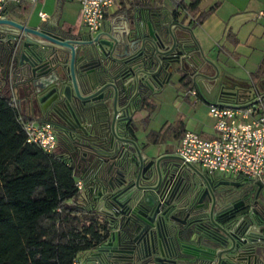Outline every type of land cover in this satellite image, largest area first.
I'll use <instances>...</instances> for the list:
<instances>
[{
    "label": "water",
    "instance_id": "obj_1",
    "mask_svg": "<svg viewBox=\"0 0 264 264\" xmlns=\"http://www.w3.org/2000/svg\"><path fill=\"white\" fill-rule=\"evenodd\" d=\"M180 13L176 9L139 13L118 35L103 28L92 36L62 33L52 27L49 19L28 25L4 11L0 17V43L5 46L8 71L29 83L42 107L69 116L71 144L81 150L82 158L90 154L94 164L92 156L99 161L101 150H120L121 161L116 162L115 155H111L114 160L102 171L112 174L110 178L115 176L116 182L107 188L108 203L119 220L123 250H129L125 249L129 241L133 243L129 250L135 254L133 264H264V246L261 250L254 244L244 245L229 217L222 222L215 219L230 210V189L211 187L210 177L175 153L149 155L134 137L124 134L125 124L116 126L117 120L129 117L139 87L167 83L172 72L180 69L207 101L224 103L229 97L256 91L254 85L235 79L230 82L228 75L220 73L203 51L193 26L184 23ZM90 64H96L95 68L86 69ZM207 65H212L214 71H206ZM235 85L244 87L247 93L233 89ZM78 118L89 119L90 129L83 128ZM76 126L84 130L75 132ZM177 164L201 176L205 186L202 197H206L207 204L201 211L208 210L211 226L202 221L195 227L177 228L170 220L168 211L175 201L161 202V191L170 168ZM256 183L262 186L260 181ZM163 203L167 206L161 209ZM134 230L142 233L139 239L138 235L131 236ZM250 236L249 241H253Z\"/></svg>",
    "mask_w": 264,
    "mask_h": 264
},
{
    "label": "trees",
    "instance_id": "obj_2",
    "mask_svg": "<svg viewBox=\"0 0 264 264\" xmlns=\"http://www.w3.org/2000/svg\"><path fill=\"white\" fill-rule=\"evenodd\" d=\"M199 1H181L184 18L198 13ZM209 11L188 21L197 25ZM262 76L264 57L252 73L254 80ZM15 79L0 67V264H92L89 250L109 235L105 220L84 203V187L77 188L79 176L60 149L26 140L20 93L11 101V85L21 83ZM182 82H191L186 72Z\"/></svg>",
    "mask_w": 264,
    "mask_h": 264
},
{
    "label": "crops",
    "instance_id": "obj_3",
    "mask_svg": "<svg viewBox=\"0 0 264 264\" xmlns=\"http://www.w3.org/2000/svg\"><path fill=\"white\" fill-rule=\"evenodd\" d=\"M114 1V5L106 14L103 27L113 35H118V32L127 29L132 17L139 13L147 14L162 0H145L147 4L142 3L144 0ZM25 2L32 6L30 10L22 7V3ZM163 2L164 12L173 9L180 11L182 8L179 0ZM80 6V0H6L4 11L12 18L28 25L49 19L52 27L56 29L82 33L87 28L80 20ZM198 7V13L210 10L202 22L193 26L184 18V23L193 26L205 54L216 63L221 74L228 75L230 82H234L232 79H235L254 85L256 91L261 94L258 85H264V76L254 80L252 73L264 57V14L260 13L264 11V0H200ZM39 11L46 12V17H41ZM0 61L2 63L0 67L4 68V73L10 79L17 77V73L7 69L3 47L0 49ZM205 68L206 71H214L212 65ZM174 72L171 80L175 78L178 80L179 74ZM20 82V85H28L27 82ZM191 83L193 84L192 81ZM189 87L190 85H185L183 88L181 86L177 88V93L172 99L174 111L171 114L167 113V118H162L163 107L159 105V101L154 109L141 107L133 115L136 123L134 138L142 151L154 156L174 152L185 128L195 130L205 137L215 134L213 118L207 113L211 121L202 120L192 106L196 102H202L205 109H208V101L199 92L196 94L191 92V89H196L194 85ZM21 88L22 110L26 115H34L29 112L28 91ZM191 109L194 110L193 114H189ZM33 119L43 121L35 117ZM260 202L264 205V198L261 197Z\"/></svg>",
    "mask_w": 264,
    "mask_h": 264
},
{
    "label": "flooded vegetation",
    "instance_id": "obj_4",
    "mask_svg": "<svg viewBox=\"0 0 264 264\" xmlns=\"http://www.w3.org/2000/svg\"><path fill=\"white\" fill-rule=\"evenodd\" d=\"M182 0H179L180 5L182 6L180 10V14H186V9L181 3ZM163 0L157 7L151 8V13L164 12L162 6L164 4ZM177 10V9H176ZM178 11V10H177ZM194 18V16L185 17V19ZM103 24L100 29L95 32H92L88 29H85L83 33H91L94 36L96 33L103 29ZM54 29H56L54 27ZM62 33H66L60 29H57ZM1 41V40H0ZM5 46L0 43V49ZM6 53V52H5ZM96 64H90L86 66V69L95 68ZM174 72V71H173ZM173 72L169 78L171 81ZM179 79L182 82V76L184 70L180 69L178 71ZM175 73V72H174ZM64 75V74H62ZM16 81L27 82L22 78V76L17 75ZM28 85H11L16 93H21L23 90L21 87L27 89V97H29V109L30 113L34 115H30L32 118H37L43 121H49L56 133L57 139V147L60 149L64 158L69 162L70 165L73 166L76 174L79 176L81 173V178L83 180L84 187V203L89 209L97 211L101 218L105 220V225L109 232L107 238L100 242L98 245L94 246L89 250V263L92 264H133L132 259L135 257V254L131 253L129 250L133 246L131 241L125 246L120 244V234H119V220L116 216L115 210L112 209L111 205L108 203V191L107 188H110V185L116 182L115 176L110 178V174H106V172L102 171V168L111 163L114 159L111 158V155H115V161L120 162V150H101L103 155H100V160H96V158L92 156L94 159L91 162L88 155L85 159L82 158L83 154L81 150H76L73 148L71 144L70 137V128L68 125V120L66 116L62 117L61 115H56L50 111L45 110L42 107V102L39 98L33 93L31 90V86ZM150 85L139 87L137 90V94L134 96V108L129 113V117L125 120L119 119L116 122V126L119 124H125L127 127V131L124 133L127 136L134 137L135 135V127L136 123L133 120V115L142 107L147 108L148 110H152L157 105L158 96L163 92L167 85ZM182 86V85H178ZM230 86V85H229ZM240 93H247L244 87H239L235 85V88ZM237 97L239 94L236 95ZM69 117V116H67ZM110 120H108L107 125L109 126ZM78 123L83 127L90 129L91 123L89 119L81 120L78 118ZM86 126H85V124ZM132 124V125H131ZM60 125H65L67 128H62ZM130 125L133 128V133L130 131ZM85 126V127H84ZM88 126V127H87ZM82 128V129H83ZM79 127L76 126L74 129L75 132H82ZM84 130V129H83ZM74 132V134H75ZM86 150V148H82ZM131 152L133 153V148H131ZM174 153V152H169ZM176 154V153H175ZM96 160V161H95ZM98 161V162H97ZM182 163V161H179ZM196 166L202 173L206 176L210 177L209 184L211 187L216 188H227L232 191V198L230 210L225 215H218L215 217L218 221H224L228 219L231 223L235 224L236 232L244 239V245L254 244L255 246H259L261 250L264 246V205L261 204V191L264 187L258 186V184L251 179L243 176L239 177H226L219 176L215 174H209L201 167ZM79 170V171H78ZM115 175V174H114ZM223 180L235 181L237 182L235 185L218 183ZM204 183L197 171L193 169H182L180 168V164L172 165L168 173V179L166 183L163 185L161 191V202L163 201H175V206H173L168 211V216H170V220L175 224L177 228H181L184 226H198L203 222L211 226L209 221V216L207 213L208 210L201 211L203 205L206 204V197H202ZM203 203V204H202ZM164 205L160 207L163 209ZM207 205V204H206ZM160 209V210H161ZM206 215V216H204ZM139 239L142 235L138 230H134L131 236H137ZM250 235H252L253 241H249ZM110 239V240H109ZM117 240V243L114 244V241ZM108 241H111L108 243ZM259 249V250H260Z\"/></svg>",
    "mask_w": 264,
    "mask_h": 264
},
{
    "label": "built area",
    "instance_id": "obj_5",
    "mask_svg": "<svg viewBox=\"0 0 264 264\" xmlns=\"http://www.w3.org/2000/svg\"><path fill=\"white\" fill-rule=\"evenodd\" d=\"M6 0H0V17L4 13ZM34 1V0H30ZM114 0H80V20L92 32L101 28L106 14L114 5ZM264 14V11H260ZM41 17L46 12L39 11ZM12 87V86H11ZM13 88V87H12ZM14 90V89H13ZM193 94L198 91L191 89ZM11 101L16 104L13 91ZM207 113L213 118L215 134L202 136L199 132L185 128L175 147L174 153L183 162L195 164L207 173L220 171L226 177H247L260 181L264 186V103L257 91L248 96H238L235 100L208 101ZM20 115L26 140L36 143L44 151H52L57 146L56 133L49 121H36ZM79 190L83 180H76Z\"/></svg>",
    "mask_w": 264,
    "mask_h": 264
},
{
    "label": "rangeland",
    "instance_id": "obj_6",
    "mask_svg": "<svg viewBox=\"0 0 264 264\" xmlns=\"http://www.w3.org/2000/svg\"><path fill=\"white\" fill-rule=\"evenodd\" d=\"M22 7L25 10H30L32 6L30 5V3L25 2V3H22ZM166 85L167 86L165 87L163 92L160 94V96H158L159 99L157 100L160 103L159 105H161L163 107V111H161L162 118H167L166 114L167 113L171 114L174 111V108L172 106V99L174 98V96L177 93V91H176L177 88L180 87L178 85H182L181 88H183L185 85H190V87L193 86V84L191 82L187 83V84L186 83L184 84V82H181L180 80H177V78L171 80ZM258 87L260 89V93L263 94L262 100H263V103H264V85H258ZM201 103L202 102H196L194 105L192 104L193 109L196 111V114L199 115L202 120L211 121V118L209 116H207V109H205L204 105L201 104ZM193 109H191V111H190L191 113H189V114H193L194 113ZM213 174L219 175V176L223 175L220 171H215V172H213ZM261 197L264 198V187L262 188V191H261Z\"/></svg>",
    "mask_w": 264,
    "mask_h": 264
}]
</instances>
